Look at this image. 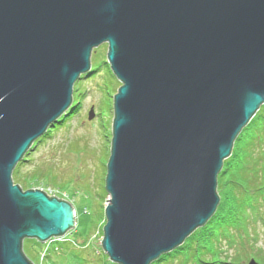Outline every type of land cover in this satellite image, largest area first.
Returning a JSON list of instances; mask_svg holds the SVG:
<instances>
[{"label": "water", "instance_id": "95a60500", "mask_svg": "<svg viewBox=\"0 0 264 264\" xmlns=\"http://www.w3.org/2000/svg\"><path fill=\"white\" fill-rule=\"evenodd\" d=\"M103 43L120 82L104 178L109 260L150 264L216 210L223 160L264 103V0H0V264H33L24 239L75 224L69 202L23 190L12 172L71 106Z\"/></svg>", "mask_w": 264, "mask_h": 264}, {"label": "rangeland", "instance_id": "374dc122", "mask_svg": "<svg viewBox=\"0 0 264 264\" xmlns=\"http://www.w3.org/2000/svg\"><path fill=\"white\" fill-rule=\"evenodd\" d=\"M106 51L105 43L94 48L91 52L90 62L91 68L97 67L96 73L86 76L89 70L74 83L72 99L74 98L75 102L72 107V118L70 117L68 121L59 125L57 129L51 125L50 131L43 134L42 141L38 144L34 142L35 146L32 145L28 161L20 166V178H14L12 175L13 182L23 187L24 190L40 189L48 196L53 195L69 202L75 211L73 228L61 237L48 240V248L51 246L55 251L52 252L49 259L42 258V254L39 256L33 253L30 249L32 241L29 238L25 240V251L35 264H40V259H43L42 264H70L67 259L65 260L67 256L64 255L70 251L71 254H81L85 261L82 264H103L104 261L109 260L101 247V231L106 220L104 208L109 200L107 192L103 193L111 141L113 95L120 82L107 74L111 70L108 63L105 65L103 63L106 61ZM111 74L113 75L112 72ZM113 77L115 76L113 75ZM113 80H116L115 83ZM107 82L112 83V89L109 87V83L105 88ZM90 111H92V116L88 118ZM50 172L52 173L50 174ZM24 179H28V181L25 182ZM217 193L221 204L226 200L229 205L227 198L230 193L229 189L224 186L220 191L217 189ZM229 208L230 206L226 207L223 213L216 218L219 223L229 215ZM204 225L200 227H204ZM241 231V228L236 225L234 232L238 239L237 250L240 249V252L245 255L249 253V256L238 261L248 262L251 252L252 257L259 264H264L257 251L262 250L261 253L264 254V230L259 228L258 231L261 233L257 234V237L249 235L247 238L240 234ZM62 242L67 243L62 244ZM84 243L86 246L82 247ZM182 244L170 252L179 250ZM229 253L233 254V251ZM166 264H180V261L175 258L173 263L167 262Z\"/></svg>", "mask_w": 264, "mask_h": 264}, {"label": "trees", "instance_id": "16d2710c", "mask_svg": "<svg viewBox=\"0 0 264 264\" xmlns=\"http://www.w3.org/2000/svg\"><path fill=\"white\" fill-rule=\"evenodd\" d=\"M103 63L104 65L105 63L107 64L106 61H103ZM96 68H91L86 76L96 73ZM107 74L115 79L110 71ZM115 81L113 80L114 83ZM108 83L112 89L113 85L111 82L105 83V88ZM74 102L75 100L73 98L69 109L53 125V127H56L55 129L66 120L68 121L70 117L72 118ZM47 131L50 130H46L45 133ZM43 137L44 135L37 139L35 144L40 143ZM35 144L33 143L32 145L35 146ZM32 145L14 167L12 172L14 178H20V166L28 161ZM27 181L28 179L25 180V182ZM223 185L230 191L227 196L229 205L226 203V200L221 204L220 199L215 212L207 220L204 227L196 229L184 241L179 250L165 253L150 264L173 263L175 258L180 261V264H235L236 261H240L244 257L249 256V253L245 255L240 252V249L237 250L238 239L234 230L236 229V225H238L242 230L240 234L246 238L249 235H255L257 237V234L261 233L258 231L259 228L264 230V103L260 105L254 116L241 129L233 142L231 154L223 160L222 168L217 175L218 191L224 187ZM21 188L23 189V187ZM103 194H106L105 189ZM229 206V215L219 223L216 218ZM25 240H23L22 245L23 253L33 263L32 258L25 251ZM29 240L32 241L30 249L33 253L39 256L42 254V258L46 260L51 257L52 252H55L53 250L54 248L51 246L48 248L46 243H41L33 238ZM64 243L67 242H62V244ZM85 245L86 243L82 247ZM43 247L45 250H43ZM235 247L236 249H234ZM230 251H233V254L229 253ZM257 251L258 256L262 258L261 261L264 262V254L261 253L262 250ZM64 255L67 256L65 260L67 259V262L70 264H82L84 261L80 253L71 254L70 251V253H64ZM252 256L253 254L250 252V257ZM42 260L40 259V264H42ZM103 264L117 263L107 260Z\"/></svg>", "mask_w": 264, "mask_h": 264}, {"label": "flooded vegetation", "instance_id": "af4514ba", "mask_svg": "<svg viewBox=\"0 0 264 264\" xmlns=\"http://www.w3.org/2000/svg\"><path fill=\"white\" fill-rule=\"evenodd\" d=\"M49 129V127L47 128V130Z\"/></svg>", "mask_w": 264, "mask_h": 264}, {"label": "bare ground", "instance_id": "6f19581e", "mask_svg": "<svg viewBox=\"0 0 264 264\" xmlns=\"http://www.w3.org/2000/svg\"><path fill=\"white\" fill-rule=\"evenodd\" d=\"M74 213H75V211H74Z\"/></svg>", "mask_w": 264, "mask_h": 264}]
</instances>
